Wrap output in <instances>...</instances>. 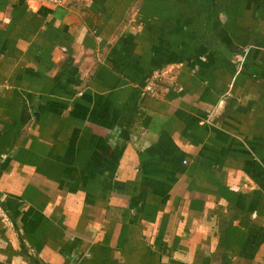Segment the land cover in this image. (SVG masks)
Instances as JSON below:
<instances>
[{
  "label": "crops",
  "instance_id": "1",
  "mask_svg": "<svg viewBox=\"0 0 264 264\" xmlns=\"http://www.w3.org/2000/svg\"><path fill=\"white\" fill-rule=\"evenodd\" d=\"M0 264H264V0H0Z\"/></svg>",
  "mask_w": 264,
  "mask_h": 264
},
{
  "label": "built area",
  "instance_id": "2",
  "mask_svg": "<svg viewBox=\"0 0 264 264\" xmlns=\"http://www.w3.org/2000/svg\"><path fill=\"white\" fill-rule=\"evenodd\" d=\"M55 6H62L64 5L65 0H48ZM167 73H161L160 71H155L152 76L150 77V80L145 87V92L147 94H150L154 97L158 96V90H157V84L161 81V79L166 75Z\"/></svg>",
  "mask_w": 264,
  "mask_h": 264
}]
</instances>
